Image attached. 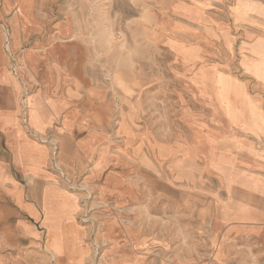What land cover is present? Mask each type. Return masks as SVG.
Wrapping results in <instances>:
<instances>
[{"label":"rangeland","instance_id":"374dc122","mask_svg":"<svg viewBox=\"0 0 264 264\" xmlns=\"http://www.w3.org/2000/svg\"><path fill=\"white\" fill-rule=\"evenodd\" d=\"M263 46L264 0H0L21 121L69 89L78 136L101 137L81 154L71 133L63 222L0 223V264H75L53 242L71 225L83 264H264Z\"/></svg>","mask_w":264,"mask_h":264},{"label":"crops","instance_id":"0c3cea01","mask_svg":"<svg viewBox=\"0 0 264 264\" xmlns=\"http://www.w3.org/2000/svg\"><path fill=\"white\" fill-rule=\"evenodd\" d=\"M258 51V57L264 60V49ZM262 70L264 72V66ZM18 91L19 86L11 81L10 75L0 73V223L21 229L39 224L46 233L43 220L48 208L61 221L66 209L63 204H67L68 199L60 183L59 172L52 164L56 158L67 159L68 156L73 159L72 135H79V126L84 117L82 111L75 113L70 109L67 89L68 98L63 99L59 111L54 112L46 104L43 110L47 123L42 127L32 124L29 127L20 119ZM42 91L48 96L59 97L57 92H50L47 88ZM91 135H87L89 139L77 137L76 148L81 154L87 152L79 146V141H91L94 144V137L96 140L101 138ZM77 237L81 238L79 231Z\"/></svg>","mask_w":264,"mask_h":264},{"label":"bare ground","instance_id":"6f19581e","mask_svg":"<svg viewBox=\"0 0 264 264\" xmlns=\"http://www.w3.org/2000/svg\"><path fill=\"white\" fill-rule=\"evenodd\" d=\"M25 100V99H24ZM30 101V100H29ZM31 113V112H30ZM104 166V165H103ZM100 169V168H99ZM101 187V186H100ZM106 187V186H105ZM88 194V193H87ZM100 195L101 196H107L105 192H103V188L101 187L100 189ZM73 211V209H69L68 214L70 215L68 217V219L66 220L67 222H70L73 219V214H71ZM62 222V221H61ZM109 222V221H108ZM112 224H109V226H107V224L104 222L105 224V231L108 232V234L112 235L114 234V226H115V222L112 220L111 221ZM60 231H62V227H60ZM70 236H67L66 232H64V230L62 231V233L59 234V239L60 242H57L56 239L54 242V246H55V251L59 252V250H61L60 248V243L62 244H67L68 247H72L73 253L72 255L75 253L74 258H72L73 260H75V264H83L84 261V256L86 254V249H85V244H83V240L77 237V230H75V228L70 227ZM104 233V232H103ZM102 233V235H103ZM114 236V235H113ZM109 240H111L113 242V238L112 236L109 237ZM115 242V241H114ZM55 256V255H54ZM56 258V257H55ZM57 262L59 264H63L62 260L60 259V257L57 258Z\"/></svg>","mask_w":264,"mask_h":264},{"label":"built area","instance_id":"2783aa9c","mask_svg":"<svg viewBox=\"0 0 264 264\" xmlns=\"http://www.w3.org/2000/svg\"><path fill=\"white\" fill-rule=\"evenodd\" d=\"M23 105H24V107L22 106V109H23V111H24L23 114H25V117L23 118V124L26 125V119H25V118H26V104H25L24 101H23ZM52 166H53V168H54L56 171L59 172V168H58L56 162H53ZM60 174H61V173H60Z\"/></svg>","mask_w":264,"mask_h":264}]
</instances>
